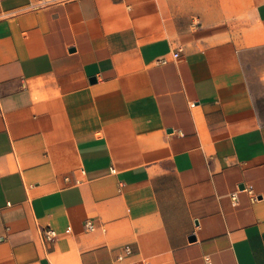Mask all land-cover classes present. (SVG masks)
I'll return each mask as SVG.
<instances>
[{
	"label": "crops",
	"instance_id": "crops-1",
	"mask_svg": "<svg viewBox=\"0 0 264 264\" xmlns=\"http://www.w3.org/2000/svg\"><path fill=\"white\" fill-rule=\"evenodd\" d=\"M40 1L0 0V264H264V0Z\"/></svg>",
	"mask_w": 264,
	"mask_h": 264
},
{
	"label": "rangeland",
	"instance_id": "rangeland-1",
	"mask_svg": "<svg viewBox=\"0 0 264 264\" xmlns=\"http://www.w3.org/2000/svg\"><path fill=\"white\" fill-rule=\"evenodd\" d=\"M246 74L252 90L256 111L264 122V50L246 60Z\"/></svg>",
	"mask_w": 264,
	"mask_h": 264
},
{
	"label": "built area",
	"instance_id": "built-area-1",
	"mask_svg": "<svg viewBox=\"0 0 264 264\" xmlns=\"http://www.w3.org/2000/svg\"><path fill=\"white\" fill-rule=\"evenodd\" d=\"M66 0H41L40 1V5H50V4H59V3H63L65 2ZM176 56V55H175ZM245 191H247L248 193L252 194V188L251 187H247V188H244ZM231 199L236 202V194L233 193L231 195ZM85 227L88 231H93L94 230V226L92 225V223L90 221H87L85 223ZM45 236L47 239H53L55 236H56V233L52 230H49L45 233ZM131 249L130 248H126L125 249V255L128 256L131 254ZM116 261L118 263H122L124 261V255H119L117 256L116 258Z\"/></svg>",
	"mask_w": 264,
	"mask_h": 264
}]
</instances>
